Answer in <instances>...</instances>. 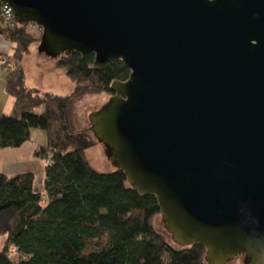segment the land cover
Segmentation results:
<instances>
[{
  "label": "water",
  "instance_id": "obj_1",
  "mask_svg": "<svg viewBox=\"0 0 264 264\" xmlns=\"http://www.w3.org/2000/svg\"><path fill=\"white\" fill-rule=\"evenodd\" d=\"M40 53L129 70L89 130L177 247L264 264V0H0Z\"/></svg>",
  "mask_w": 264,
  "mask_h": 264
},
{
  "label": "trees",
  "instance_id": "obj_2",
  "mask_svg": "<svg viewBox=\"0 0 264 264\" xmlns=\"http://www.w3.org/2000/svg\"><path fill=\"white\" fill-rule=\"evenodd\" d=\"M27 27L5 24L0 4V36L11 45L0 67L13 99L9 113L0 111V149L21 147L33 129L46 136L33 154L44 163L42 192L31 172L0 173V264H206L203 247L173 246L155 230L154 196L133 191L121 171H96L81 145L89 127H76V104L88 95L111 96L110 84L126 81L129 70L113 60L97 71L91 56L72 53L54 61L73 84L69 94L28 87L23 60L40 39Z\"/></svg>",
  "mask_w": 264,
  "mask_h": 264
},
{
  "label": "crops",
  "instance_id": "obj_3",
  "mask_svg": "<svg viewBox=\"0 0 264 264\" xmlns=\"http://www.w3.org/2000/svg\"><path fill=\"white\" fill-rule=\"evenodd\" d=\"M10 51L11 45L0 36V54H9ZM35 51H37V47L31 46L30 55L26 56L23 60L26 85L55 95L69 94L72 91L73 84L66 76L64 70L54 68L52 64L53 61L43 54L39 57L35 56ZM40 57L47 60H43V58ZM32 59L37 65H30ZM5 76V70L0 68V111L7 114L11 110L13 99L5 93ZM35 133L37 132L31 130L30 140L17 149H0V163L3 162L5 164L7 161L13 163L10 167H5L4 164L0 166L1 174L11 177L20 173H34L36 170H39L41 176L43 175L41 163L33 155L37 146H42L38 143L36 138L33 137ZM35 191L42 192L43 189Z\"/></svg>",
  "mask_w": 264,
  "mask_h": 264
},
{
  "label": "rangeland",
  "instance_id": "obj_4",
  "mask_svg": "<svg viewBox=\"0 0 264 264\" xmlns=\"http://www.w3.org/2000/svg\"><path fill=\"white\" fill-rule=\"evenodd\" d=\"M27 31L30 34H32L35 38L40 39L41 30L38 27H36L34 25H28ZM38 44H39V41H37L32 46L38 47ZM30 53L28 55H30ZM41 54L42 53H40L38 48H37V51H35L34 55L39 57V56H41ZM40 58H43V57H40ZM43 60H47V59L43 58ZM51 60L53 61L52 64L54 67V61L55 60L54 59H51ZM30 65L35 66V65H37V63H35L34 60L32 59V61L30 62ZM109 97H110L109 94L103 93L100 95H88V96H85L81 101H79L74 108V119H75L76 127L78 129L88 128L90 115L92 113L100 110L106 104ZM40 110L41 109L37 110L36 112L39 113ZM33 131L37 132V133H35V135L33 134V137L36 138L38 143H40V145H42V146L45 145L46 136H45L44 131L37 130V129H33ZM79 138L81 141V145L85 149L87 157L89 158L90 164L92 165V167L96 171H99L102 173H108V172H112L116 169L115 166L110 161H108L107 156H106L105 147L101 143H98L96 141V139L93 137L92 132L90 130H86L84 133H81L79 135ZM37 159L41 163L43 175L41 176V173L39 170L38 171L36 170L35 172L33 171L34 172L33 173V175H34L33 186H34L35 190H40V189H43L44 163H42L43 161L41 159H39V158H37ZM3 164L4 163L1 162L0 166H2ZM11 164H13V163L10 161H7V163L5 162L4 165H5V167H10ZM0 173H1V170H0ZM153 223H154L155 230L158 233H160L166 239V241L169 244L175 246L173 238L168 233V231L165 230V228L163 226V222L161 220V215L156 216L154 218ZM3 243H4V237H0V250L3 246ZM226 264H244V262H243L242 257H237V258L231 260L230 262H227Z\"/></svg>",
  "mask_w": 264,
  "mask_h": 264
},
{
  "label": "built area",
  "instance_id": "obj_5",
  "mask_svg": "<svg viewBox=\"0 0 264 264\" xmlns=\"http://www.w3.org/2000/svg\"><path fill=\"white\" fill-rule=\"evenodd\" d=\"M1 11L3 14L4 23L8 26H14L17 25V23L14 21L13 14L11 13V9L8 5L1 4ZM1 66V62H0Z\"/></svg>",
  "mask_w": 264,
  "mask_h": 264
}]
</instances>
